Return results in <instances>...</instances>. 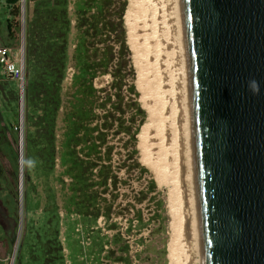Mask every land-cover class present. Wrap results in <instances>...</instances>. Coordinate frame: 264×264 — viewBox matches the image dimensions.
<instances>
[{
  "label": "trees",
  "instance_id": "obj_1",
  "mask_svg": "<svg viewBox=\"0 0 264 264\" xmlns=\"http://www.w3.org/2000/svg\"><path fill=\"white\" fill-rule=\"evenodd\" d=\"M74 5L78 34L73 53L75 70L71 84L76 90L72 99H69L65 111V130L61 135L60 148L57 144V125L59 110L63 104L62 88L68 67V35L71 26L67 0H36L30 15L26 10L23 161L26 157H33L36 166L29 170L23 165L24 219L13 264H20L19 251L23 248L30 255L31 264H65L60 241L61 215L54 198L52 200L50 196L49 202L46 201L41 212V221L28 219L31 193L35 190L32 176L36 172L49 177L54 173L58 160L71 175L73 183L70 184V188L73 195L65 203L66 217L71 221L69 220L70 223L66 225L68 228L66 231L70 228L74 230L77 225H81L82 231L86 232L85 227L89 225L88 223L96 220L100 214L98 203L102 200L100 193L103 191H99V188L109 186V179L111 185L116 186L115 177L110 175L109 167L99 166L95 161H91L90 157L101 151L109 132L114 130L115 114L118 111L122 116L124 114L121 100L120 103L119 101L114 103L110 93L101 97L99 92H106V89L100 90L94 86V80L108 73L111 67L114 79L109 88L114 90L113 95L116 97L126 85L121 71L128 68V59L125 57L116 59L114 46L104 45V42L114 37L120 46L118 55L122 56L121 52H126L120 21L124 5H119L115 10L119 14L117 19L111 17L116 8L112 0H75ZM10 13L13 18H17L19 8H14ZM14 26H17V21ZM7 28L9 30V25ZM96 44L103 46L99 47ZM108 105H111V109H107ZM97 108L102 110L101 115L96 114ZM4 127L1 133L7 130ZM121 127L129 134L128 127ZM10 129L15 133L13 126L10 125ZM121 129L114 131V134L120 133ZM111 153L112 147L108 146L102 152V157L109 159ZM97 159L101 160V157ZM95 168L97 180L94 181L92 178L95 176L93 173ZM11 192L9 191L10 195ZM1 205L2 208L8 209L3 203ZM2 216L0 220L3 219ZM4 218L11 223L8 224L10 230L5 228V234L7 232L8 237L13 239L16 236V210H12L11 213L6 210ZM137 222L141 220L137 218ZM79 246L82 251L81 245ZM91 246L92 241L90 248ZM121 250L124 252V246ZM87 251L90 252L89 249Z\"/></svg>",
  "mask_w": 264,
  "mask_h": 264
},
{
  "label": "water",
  "instance_id": "obj_2",
  "mask_svg": "<svg viewBox=\"0 0 264 264\" xmlns=\"http://www.w3.org/2000/svg\"><path fill=\"white\" fill-rule=\"evenodd\" d=\"M182 2L204 264H264V0Z\"/></svg>",
  "mask_w": 264,
  "mask_h": 264
},
{
  "label": "rangeland",
  "instance_id": "obj_3",
  "mask_svg": "<svg viewBox=\"0 0 264 264\" xmlns=\"http://www.w3.org/2000/svg\"><path fill=\"white\" fill-rule=\"evenodd\" d=\"M117 9L119 5H124V10L120 15V21L123 30V39L126 45V52H121L119 56L118 51L120 50L119 42L117 40L108 39L104 42V45L109 44L114 46V55L117 59L125 57L129 61L127 69L122 70L121 74L125 78V86L118 92L119 94L113 95L114 90H110L114 76L112 67L109 72L97 77L94 80V86L96 89L105 88L106 92H99L100 96L108 95L109 93L113 96L114 103H122L124 114L118 111L116 116V123L113 126L114 130L109 132L106 143L103 145L99 153L93 154L90 157L91 161H95L99 166H107L110 170V175L115 177L116 186L111 185V179L108 181L109 186L100 187L99 191H103L101 194L102 200H99L98 207L100 208V214L96 220L91 221L85 227L87 229L85 234H88L89 241H92V246L88 247L90 253L93 254L91 264H100V249L103 243L107 242L110 236L104 234V231L98 227V219L101 217V222L104 224V228L110 229V233L114 235L112 246L106 252L108 254L110 262L118 260L124 261L127 264L129 261L124 256H121L123 251L121 247L124 246L122 239L119 236V230L126 231L125 227L128 226V222L132 218H138L141 222H137V228L134 234H137V241L142 243L143 249L137 254V264H173L168 256V244L172 234V212H171V197L169 186L164 183H160L157 175L151 168L146 164L142 158V150L140 146L139 133L147 122V111L141 101L142 92L140 91L137 83V69L134 61V53L131 45L128 43V27L125 23V14L127 12L128 0H112ZM6 0H0V10H4L3 6H6ZM114 7H112L113 10ZM75 9V5L73 6ZM31 14L32 7L27 5L26 9ZM114 14V15H113ZM118 13H111V17L114 19L118 18ZM70 19L74 20V25L70 26L69 33L72 35V43L74 42L73 53L77 42L78 30L76 28V17L69 15ZM15 25V23H14ZM4 23L2 24V27ZM15 27V26H14ZM16 32L17 26H16ZM114 34H112L113 36ZM18 39V36H17ZM19 40V39H18ZM19 44V42H18ZM99 47L103 44H96ZM71 50V49H70ZM72 53L68 60V66L74 69V60ZM75 70V69H74ZM3 77V76H2ZM0 78V89L5 87L8 91L7 97L0 94V201L8 209L0 208V220L3 224L8 227L10 221L4 218L5 211L16 210V236L11 239H6L2 242L5 244L4 248L0 250V257L4 258L5 263L9 264L10 254L13 250V241L16 245V238L19 228V220L24 219V206H23V137L19 139V135L11 132L10 125H14L18 122L20 109V86L15 80L12 83L3 81ZM75 86L71 84V81H65L62 88L63 104L59 110L58 125H57V144L60 148L62 141V133L64 132V115L69 105V99H72ZM11 91V92H10ZM1 93V91H0ZM10 93V95H9ZM15 95V96H14ZM3 99H11L13 112L10 109L5 108ZM107 109H111V105H108ZM8 112H7V111ZM96 114L101 115L103 112L101 109H95ZM1 121L8 124L7 130L1 133ZM128 127L129 134L122 127ZM117 129H121L120 133L114 134ZM112 147V153L109 159L102 157V152L106 147ZM59 149L58 154L60 157ZM84 157L85 156H80ZM97 157H101L98 160ZM96 170L93 169V180L96 179ZM67 170L59 164L58 160L55 166V171L49 177H44L40 172H36L32 176L33 189L31 193V200L29 203L28 219H34L41 221V212L46 201L49 202L51 196L52 200L57 204L59 213L61 215V227H60V241H63L64 246L68 251L67 259L71 264H83L79 258L81 256L80 249V237L78 234L70 228L66 231L70 218L66 217L65 203L73 195L70 184L73 183L71 175ZM11 192V195L9 193ZM15 195V198H14ZM22 201V203H21ZM0 204V206H1ZM11 209V211H10ZM137 215V216H135ZM70 220V221H69ZM11 224V223H10ZM9 224V225H10ZM10 228V226H9ZM84 231V230H83ZM21 233V230H20ZM20 237V236H19ZM4 238L3 229L0 226V239ZM12 240V242L10 241ZM1 242V243H2ZM17 242V247H18ZM79 244V245H78ZM125 248V247H124ZM19 262L20 264H31L29 262L30 255L27 250L23 248L19 251ZM21 255V256H20ZM106 263V262H105ZM0 264H4L0 260ZM16 264V263H15ZM108 264V263H106Z\"/></svg>",
  "mask_w": 264,
  "mask_h": 264
},
{
  "label": "bare ground",
  "instance_id": "obj_4",
  "mask_svg": "<svg viewBox=\"0 0 264 264\" xmlns=\"http://www.w3.org/2000/svg\"><path fill=\"white\" fill-rule=\"evenodd\" d=\"M125 23L147 122L142 158L169 186L173 264H204L182 0H128Z\"/></svg>",
  "mask_w": 264,
  "mask_h": 264
},
{
  "label": "built area",
  "instance_id": "obj_5",
  "mask_svg": "<svg viewBox=\"0 0 264 264\" xmlns=\"http://www.w3.org/2000/svg\"><path fill=\"white\" fill-rule=\"evenodd\" d=\"M36 0H18V8H19V14L17 17V36H18V47H17V53L15 55L14 59L6 58L4 64L1 66V73L8 79L15 80L19 83L20 86V109L21 112H19V118L18 122L14 125V130L19 135V139L23 137V88H24V81H25V73H24V29H25V15H26V9L27 5L32 6L33 3ZM75 0H67V10L69 15H74V6ZM71 25H74L75 21L70 19ZM11 50L8 49L7 53H9ZM3 53L5 54L6 51L4 50ZM74 69L71 66H68L66 69V75H65V81H71V78L73 76ZM137 216V215H135ZM102 218L100 217L97 221L98 227L102 231H104V234L107 236H110V238L107 240V242L103 243L102 249L100 251V264H125L124 261H115L110 262L108 254L106 252L109 250V248L112 246V242L114 240V235L110 233V229H106L103 227L104 224L101 222ZM137 228V218H132L128 222V226L125 227L126 231L120 229L119 230V236L120 239H122L125 250L121 254V256H124L128 259L127 264H137V254L140 253L143 249L142 243H139L137 241V234H134ZM74 231L78 234L77 236L80 237V245L82 248L80 260L85 262V264H88L89 261L93 258V254L88 252V247L90 246V241L88 234L83 233L81 225H77L74 229ZM63 244V241H61ZM17 250V244L13 246V252L9 259V264H13L14 258L16 255ZM63 256H64V263L65 264H71L70 261L67 259L68 251L63 246ZM106 262V263H105Z\"/></svg>",
  "mask_w": 264,
  "mask_h": 264
},
{
  "label": "crops",
  "instance_id": "obj_6",
  "mask_svg": "<svg viewBox=\"0 0 264 264\" xmlns=\"http://www.w3.org/2000/svg\"><path fill=\"white\" fill-rule=\"evenodd\" d=\"M7 2L9 1L10 3L6 6H3V9L4 10H0V49H4L5 47H7V49L11 50L9 53H8V57L7 58H10V59H14L15 58V55L17 53V47H18V39H17V32H16V39L10 41L8 39V36H7V30H6V27H7V23L8 22H11L12 20L13 21H17V18H13V16H11V11L14 9V8H18V0H6ZM30 7H32L30 5ZM4 23V26L2 27V24ZM74 42L72 43V35L69 33L68 35V49H67V55H68V59H70L72 53H73V48H74ZM71 49V50H70ZM5 50V49H4ZM4 50H0V58H1V61H0V64L1 66L4 64L5 62V59L2 58V56H4L5 54L3 53ZM8 51V50H7ZM1 71V69H0ZM3 76V77H2ZM0 78H4V75L3 73H1L0 75ZM3 81H7L9 83H12V79H8L5 77V79H2ZM5 207V206H4ZM0 223L2 224L1 228L3 229V232H4V238L1 240L0 239V250L2 249V244H4L2 241L6 239V242L8 241V239H10L7 235V232L5 234V228L7 230H10L9 227H5L4 224L0 221ZM12 242V240H10ZM19 241V240H18ZM2 242V243H1ZM13 246H14V241H13ZM13 252V250H12ZM12 252L10 254V257L12 255ZM0 260L4 263H5V260L2 256V258L0 257ZM80 260V259H79ZM81 261V260H80ZM83 264H85V262L81 261Z\"/></svg>",
  "mask_w": 264,
  "mask_h": 264
},
{
  "label": "flooded vegetation",
  "instance_id": "obj_7",
  "mask_svg": "<svg viewBox=\"0 0 264 264\" xmlns=\"http://www.w3.org/2000/svg\"><path fill=\"white\" fill-rule=\"evenodd\" d=\"M9 4V1L7 2V4L6 5H8ZM14 23H15V21H11V22H8L7 23V25H9V30H8V28L6 27V30H7V36H8V39L10 40V41H12V40H14V38L16 37V27H14ZM5 49V51H6V53H5V56L6 57H8V53H7V47H5L4 48ZM4 49H0V50H4ZM7 78V77H6ZM7 82V81H6ZM9 83V82H8ZM1 84V83H0ZM0 91H1V93L0 94H3L5 97H7V94H8V91H6L5 90V87H2L1 89H0ZM9 95H10V93H9ZM4 100V104H5V108H8L7 110H9L10 109V111H11V113L13 112V109H11L12 108V100L11 99H3ZM6 110V111H7ZM8 112V111H7ZM0 120H1V116H0ZM3 124H1V128L2 127H4V128H6V126L9 124H5L3 121H1ZM0 204H1V201H0ZM0 208H2V205L0 206ZM1 217V216H0ZM4 245L5 244H2V248H4ZM88 264H91V262L89 261L88 262Z\"/></svg>",
  "mask_w": 264,
  "mask_h": 264
},
{
  "label": "clouds",
  "instance_id": "obj_8",
  "mask_svg": "<svg viewBox=\"0 0 264 264\" xmlns=\"http://www.w3.org/2000/svg\"><path fill=\"white\" fill-rule=\"evenodd\" d=\"M248 87L249 90L253 93V94H258L259 93V83L256 80H250L248 82ZM23 165L26 169H33L36 166V160L33 157H26L23 161Z\"/></svg>",
  "mask_w": 264,
  "mask_h": 264
}]
</instances>
